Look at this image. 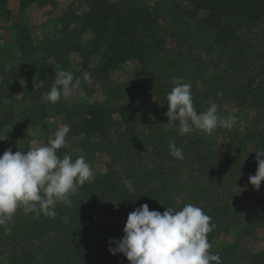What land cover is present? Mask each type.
Here are the masks:
<instances>
[{"label":"trees","instance_id":"1","mask_svg":"<svg viewBox=\"0 0 264 264\" xmlns=\"http://www.w3.org/2000/svg\"><path fill=\"white\" fill-rule=\"evenodd\" d=\"M7 1L0 0L1 12L7 10ZM82 1L87 9L78 13L69 7L43 45L35 44L27 29L18 28L17 55L12 56L9 47L0 50V129L16 122L43 125L48 118L62 115L70 131L57 155L67 154L73 160L84 156L95 179L70 196L71 204L58 203L54 218L18 208L12 220L0 226V264L3 258L7 264H130L122 253H110L116 245L109 243L108 233L123 231L127 215L142 204L161 213L187 204L184 199L176 203L180 192L176 171L182 161L185 167L196 164L204 172L202 182L189 179L187 193L193 198L189 203L193 200L216 225L207 234L209 242L221 230L235 228L239 238L264 224L263 207L246 206L237 212L208 199L211 189L203 182L215 179L216 149L194 131L182 134L178 124L167 127L164 115L166 94L179 78L191 84L197 112L213 102L231 101L253 108L252 122L260 119L264 124V0H180L191 8L173 0L167 26L161 25L158 15L134 7L130 0ZM48 2L19 0V7ZM169 38L175 46L166 48ZM198 50L206 59L195 56ZM73 54L81 58L79 70L72 72L81 78V85L87 82L82 79L84 72L103 85L106 95L100 106L69 104L63 97L54 104L47 100L55 73L68 71ZM129 60L138 61V77L127 85L114 81L111 71ZM52 62L58 70L51 68ZM17 81L21 88L15 102ZM145 89L154 99L141 105L135 98L143 96ZM257 138L261 139L257 150L264 149V126L261 132H250L246 140ZM170 141L183 150V160L169 154ZM98 154L108 157L105 172L93 169ZM94 232L103 239L85 246L84 239ZM210 251L220 255L222 264H264V251L250 252L237 242Z\"/></svg>","mask_w":264,"mask_h":264},{"label":"clouds","instance_id":"2","mask_svg":"<svg viewBox=\"0 0 264 264\" xmlns=\"http://www.w3.org/2000/svg\"><path fill=\"white\" fill-rule=\"evenodd\" d=\"M82 79L89 81L91 74L82 73ZM80 85V77L60 70L55 73L47 100L54 104ZM173 85L166 94L167 127L178 124L182 134L195 129L210 135L217 128L234 125L236 117H221L214 102L205 111L197 112L190 83L177 78ZM69 131V126L64 125L54 132L46 145L26 152H13L8 148L0 155V226L7 225L20 207L37 217L43 214L54 218L58 203L71 204L70 196L85 182L94 181V171L84 156L73 160L67 154L62 158L57 155V151L66 146ZM255 153L258 167L255 175L249 176V183L259 190L264 181V149ZM169 154L184 159L183 150L175 141L169 143ZM215 227L211 217L192 203L179 209L167 207L163 213L142 204L127 215L124 235L120 240H110L109 243L116 246L109 251L113 255L122 253L130 264H222L220 255L210 251L212 245L207 238Z\"/></svg>","mask_w":264,"mask_h":264},{"label":"rangeland","instance_id":"3","mask_svg":"<svg viewBox=\"0 0 264 264\" xmlns=\"http://www.w3.org/2000/svg\"><path fill=\"white\" fill-rule=\"evenodd\" d=\"M184 8H191L189 3L177 0ZM110 3H119V0H110ZM130 4L134 7L158 15L161 25L169 24L166 15L173 5V0H130ZM69 7H73L78 13H82L87 9V6L82 0H50V2L38 5L33 4L25 9H20L19 0H8L6 3V11H0V50L6 47L10 48L13 54L17 55L14 41L18 34V28L27 29L31 34L35 44L43 45L44 37L59 27L60 21L66 15ZM200 16L204 12L198 13ZM87 38L90 35H86ZM175 46L173 39H167L166 48ZM10 56V57H12ZM195 56L201 59H206L207 55L204 52L196 51ZM95 59V58H94ZM71 66L68 68L70 72L79 70L80 56L73 54L70 56ZM93 65V61L90 62ZM51 68L59 69V65L51 63ZM139 75V63L136 60H129L122 66L113 70L110 77L123 85H127L134 81ZM20 81L16 82L15 102L20 96ZM198 89H203L198 86ZM105 89L103 85L96 79H90L79 88L74 89L70 95L63 97L69 104L84 102L100 106L105 99ZM154 96L150 89H145L143 96L138 95L135 100L141 105L152 102ZM17 110H20V106ZM218 106V114L223 118L235 116L236 121L231 128H217L212 134H206L199 130H195L199 136L206 138L211 146L217 151L218 169L212 174L215 179H207L203 182V186H210L209 200L217 201L225 205L228 204L233 211L241 212L246 206L263 207L264 208V181L261 182L259 190L249 183V176L255 175L257 170L256 153L258 144L261 139L255 141H247V135L250 132L258 133L263 130V121L258 119V122H252L256 111L249 107H239L235 102L226 101ZM65 125L62 115H55L48 118L45 124L38 126L24 125L22 122H16L15 126H10L0 129V155L8 148L13 152L28 150L42 145H46L53 138L54 132ZM261 145V144H260ZM108 157L105 154H98L93 169L98 172L106 171ZM250 163L253 167L249 168ZM182 164V165H180ZM176 184L179 187V193L176 196V203H180L183 199L189 203L192 195L187 193L189 179L202 182L204 178L202 172L196 168V164H190L185 167L183 161L178 165ZM206 179V178H205ZM177 187V188H178ZM204 188V189H205ZM194 189V188H193ZM193 191V190H191ZM187 194V195H186ZM205 199V197H204ZM207 199V198H206ZM192 204L193 200H191ZM124 235L123 231H114L108 233V239L120 240ZM103 239V236L98 232L84 239L85 246L91 245ZM237 242L242 247L250 252L264 251V224L254 228L252 232L246 235L237 237V230L231 228L230 231L221 230L218 235L214 236L210 243L211 249H219L223 246H228ZM3 257V256H2ZM3 264H7L1 260Z\"/></svg>","mask_w":264,"mask_h":264}]
</instances>
